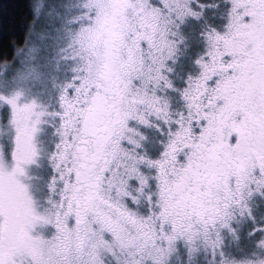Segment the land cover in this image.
Here are the masks:
<instances>
[{
  "label": "snow or ice",
  "instance_id": "6c2138e0",
  "mask_svg": "<svg viewBox=\"0 0 264 264\" xmlns=\"http://www.w3.org/2000/svg\"><path fill=\"white\" fill-rule=\"evenodd\" d=\"M0 264H264V0H0Z\"/></svg>",
  "mask_w": 264,
  "mask_h": 264
}]
</instances>
